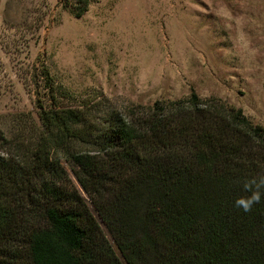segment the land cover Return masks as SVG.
Returning a JSON list of instances; mask_svg holds the SVG:
<instances>
[{
	"label": "trees",
	"instance_id": "16d2710c",
	"mask_svg": "<svg viewBox=\"0 0 264 264\" xmlns=\"http://www.w3.org/2000/svg\"><path fill=\"white\" fill-rule=\"evenodd\" d=\"M31 74L34 111L0 115V264H264V199L234 205L263 126L194 90L68 103L43 61Z\"/></svg>",
	"mask_w": 264,
	"mask_h": 264
},
{
	"label": "rangeland",
	"instance_id": "374dc122",
	"mask_svg": "<svg viewBox=\"0 0 264 264\" xmlns=\"http://www.w3.org/2000/svg\"><path fill=\"white\" fill-rule=\"evenodd\" d=\"M67 1L0 0V115L34 111L31 73L43 61L68 103L194 90L264 128V0H93L80 17Z\"/></svg>",
	"mask_w": 264,
	"mask_h": 264
},
{
	"label": "clouds",
	"instance_id": "9594fccd",
	"mask_svg": "<svg viewBox=\"0 0 264 264\" xmlns=\"http://www.w3.org/2000/svg\"><path fill=\"white\" fill-rule=\"evenodd\" d=\"M242 188L246 195L238 196L234 205L247 213L253 209L254 205L259 204L264 199V172L243 180Z\"/></svg>",
	"mask_w": 264,
	"mask_h": 264
}]
</instances>
